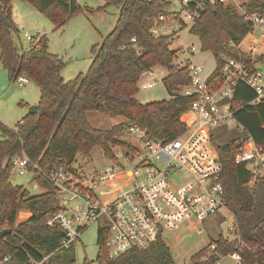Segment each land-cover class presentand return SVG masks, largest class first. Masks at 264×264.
<instances>
[{
	"label": "trees",
	"instance_id": "16d2710c",
	"mask_svg": "<svg viewBox=\"0 0 264 264\" xmlns=\"http://www.w3.org/2000/svg\"><path fill=\"white\" fill-rule=\"evenodd\" d=\"M60 27L80 7L76 0H24ZM198 17L189 27L197 36L202 51H209L216 66L207 78L210 85L222 79L221 69L226 59H236L254 66L251 55L237 45L253 31L252 21L233 4L213 0H198ZM167 0H104L103 6L90 12L118 6L113 29L91 48L92 60L84 73L65 80L61 76L64 62L47 50L42 36L36 44L22 49L14 37L18 34L11 13V0H0V63L9 81L27 76L37 85L40 97L36 109L26 113L15 127L0 122V264H29V259H41L43 264H73V248H59L63 230L46 223L47 215L57 211L49 183L39 180L47 190L31 195L23 186L13 185L11 159L27 156L40 166L71 165L78 154L90 156L99 146L104 155L118 163L115 148L132 152V144L120 138L128 123L146 130L156 140L168 142L185 129L181 115L192 98L174 93L178 86L190 82L187 66L173 64L177 49L170 48V36H154L150 29L153 18L170 13ZM241 7L246 15H264V0H247ZM134 37L135 42H130ZM259 60L263 55L258 56ZM164 67L167 75L163 85L166 99L140 102L138 81L143 70ZM253 92L239 84L234 93L235 104L250 100ZM103 112L123 120L110 129L93 127L89 112ZM235 120L250 134L256 145L264 148V98L255 106L235 112ZM221 164L220 182L225 205L233 216L234 233L239 239L227 240L222 234L210 238L218 251H238L242 264H264V177L252 179L249 170L234 160L243 150L241 142L231 139L223 144L212 139ZM27 218L16 224L19 214ZM107 228L97 231L99 264H176L166 241L159 237L148 248L131 249L110 258L106 247ZM206 246L193 253L184 264H214V257L201 262ZM9 256L7 260L5 258Z\"/></svg>",
	"mask_w": 264,
	"mask_h": 264
},
{
	"label": "built area",
	"instance_id": "2783aa9c",
	"mask_svg": "<svg viewBox=\"0 0 264 264\" xmlns=\"http://www.w3.org/2000/svg\"><path fill=\"white\" fill-rule=\"evenodd\" d=\"M213 1L232 3V0ZM173 3L177 10L170 9V13L153 18L150 32L154 36L176 38L198 17V0H174ZM239 12L252 21L253 30L264 26V15H246L242 7ZM24 36L31 44H36L32 36L26 33ZM247 36L237 48L251 55L254 66L226 59L221 69L222 79L215 85L208 84V77L203 76L201 67L192 60L193 45L177 49V53L185 55V62L177 65L187 66L190 82L173 91L192 100L180 118L185 129L174 139L168 142L153 139L144 128L128 123L126 130L135 139L134 150L117 154L118 163L106 168L85 170L80 165L74 167V162L69 166H40L25 155L11 159L12 173L30 174L33 189L40 193L47 190L40 185L41 179L51 185L59 209L47 215L46 223L62 228L64 235L59 248H75L81 232L98 224L99 228H107L108 256L115 258L131 249H146L159 237L165 239V230H172L180 223L194 227L205 217L227 210L220 182L221 164L212 139L215 140V129L228 122L241 132L234 139L244 145L243 150L235 154V162L244 165L252 179L264 177V148L256 145L235 120L238 109L255 106L264 98V71L257 64L260 60L255 57L256 44H245ZM130 42H135V38ZM140 76L151 77L142 83L144 88L157 83L158 76L152 68L143 70ZM29 82L25 75L15 81L18 87ZM239 84H245L253 92V98L237 105L234 93ZM125 164L130 166L129 187L108 200H100L95 189L112 182ZM233 230L232 222L228 232L222 235L229 241L238 240ZM198 241L206 246L201 262L214 257V264H225L226 260L231 261L229 264H242L238 251L222 253L216 242ZM177 256L181 259L176 260V264L186 263L182 262L181 254H176L175 258ZM46 258L47 255L39 260L30 258L29 264H43Z\"/></svg>",
	"mask_w": 264,
	"mask_h": 264
},
{
	"label": "rangeland",
	"instance_id": "374dc122",
	"mask_svg": "<svg viewBox=\"0 0 264 264\" xmlns=\"http://www.w3.org/2000/svg\"><path fill=\"white\" fill-rule=\"evenodd\" d=\"M80 9L70 16L64 25L55 27L43 13L24 0H11V13L13 16L15 27L18 34L14 40L18 47L27 49L31 42L25 39L24 34L32 36L35 40H39L44 36L47 40V50L50 53L58 55L64 62L61 70V76L65 80L75 78L79 73L87 71L91 60V48L95 44H99L102 38L107 35L114 27L117 19L118 6H109L105 10L90 12L88 9H96L103 6L104 0H76ZM170 9L175 11L178 9L173 3L174 0H167ZM247 0H232V3L238 10ZM189 24V23H188ZM190 25L185 26L180 35L173 38L170 48L180 49L181 47L193 43L196 47L194 51L195 62L201 64L203 76L207 75L215 65V59L209 51H202L199 46L197 36L189 33ZM255 36H260L257 30L252 32ZM261 34V33H260ZM264 35V34H261ZM255 57L259 58L258 53ZM264 59V51H263ZM261 59V60H263ZM185 55L177 53L173 64H183ZM260 68L264 71V63L258 61ZM152 71L158 76L157 83L153 87L144 88L142 83L148 81L150 76H140L138 81V93L136 98L147 103L155 100H162L168 97V92L163 85V77L167 75L164 67L155 66ZM40 97V92L31 81L23 87H18L15 82L9 81L6 70L0 63V122L15 127L16 124L28 113L29 106L36 105ZM88 120L93 127L99 129H110L117 122L113 116L103 112H89ZM239 132L232 122H228L221 127H217L214 137L217 143L223 144L237 137ZM120 138L130 144L135 143L134 137L125 130ZM116 154H123L119 148H115ZM111 161L104 155L102 149L95 147L90 156L78 154L74 161V167L78 165L81 169H101L111 165ZM129 164H125L123 171L114 178L108 185H100L95 189V193L100 200H108L129 187L131 174ZM31 175H18L12 173L10 181L13 185H20L27 189L31 195L40 193L38 189L32 188ZM26 214L17 216L16 221L23 218ZM233 222V216L230 211L223 209L216 214L205 217L201 224L189 227L186 223H180L172 230H165V241L170 247L172 255L181 254L182 262H187L189 257L204 246V243L198 240L209 241L210 238H216L219 234H226ZM195 223V222H194ZM98 224H93L85 229L79 235V239L75 248L73 247V255L76 264H99L96 260L98 253L97 231ZM181 257H176L180 260ZM225 264L231 263L226 260Z\"/></svg>",
	"mask_w": 264,
	"mask_h": 264
},
{
	"label": "crops",
	"instance_id": "0c3cea01",
	"mask_svg": "<svg viewBox=\"0 0 264 264\" xmlns=\"http://www.w3.org/2000/svg\"><path fill=\"white\" fill-rule=\"evenodd\" d=\"M255 30H257L258 32H259V37L258 36H255L254 34H252V33H250L247 37L248 38H246V41H245V44L247 43V44H252V45H254V44H256V48H257V53L259 54V55H263V51H264V35H261V34H264V26L263 27H261V28H257V29H255ZM254 31V30H253ZM252 31V32H253ZM261 33V34H260ZM199 41V40H198ZM189 45H193L194 46V44L193 43H190V44H187V45H185V46H189ZM199 46H200V44H199ZM196 50V47L194 46V51ZM193 54H194V52H193ZM195 56L194 55H192V60L195 62ZM260 62H262V63H264V59L263 60H260ZM196 63V62H195ZM197 65H199L200 67H202V65L201 64H198V63H196ZM215 66H216V61H215V65H214V67H213V69L207 74V75H205V77H208L210 74H211V72L214 70V68H215ZM258 66H259V64H258ZM260 67V66H259ZM114 118V120L117 122V120H118V122L117 123H119V122H121L123 119L121 118V117H113ZM23 213H21L20 214V216L22 215ZM24 215V214H23ZM25 217H27V216H25ZM23 220V218L21 219V220H19L18 219V222H20V221H22Z\"/></svg>",
	"mask_w": 264,
	"mask_h": 264
},
{
	"label": "water",
	"instance_id": "95a60500",
	"mask_svg": "<svg viewBox=\"0 0 264 264\" xmlns=\"http://www.w3.org/2000/svg\"><path fill=\"white\" fill-rule=\"evenodd\" d=\"M35 109H36V105H31V106H29L28 112H29V113H32ZM106 227H107V226H106ZM4 233H5V231H1V232H0V236H3Z\"/></svg>",
	"mask_w": 264,
	"mask_h": 264
}]
</instances>
